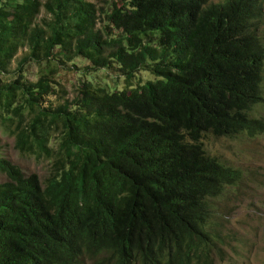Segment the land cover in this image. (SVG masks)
Listing matches in <instances>:
<instances>
[{
  "label": "trees",
  "instance_id": "obj_1",
  "mask_svg": "<svg viewBox=\"0 0 264 264\" xmlns=\"http://www.w3.org/2000/svg\"><path fill=\"white\" fill-rule=\"evenodd\" d=\"M78 57L127 88L54 104ZM263 80L264 0H0V124L51 165L43 183L0 144V264H215L210 203L241 174L203 138L264 134Z\"/></svg>",
  "mask_w": 264,
  "mask_h": 264
},
{
  "label": "rangeland",
  "instance_id": "obj_2",
  "mask_svg": "<svg viewBox=\"0 0 264 264\" xmlns=\"http://www.w3.org/2000/svg\"><path fill=\"white\" fill-rule=\"evenodd\" d=\"M97 5L108 7L111 0H91ZM224 2L225 0H210ZM45 13L42 12L41 18ZM102 19L100 24L102 23ZM99 24V26H100ZM103 24V23H102ZM25 49H21L12 61L14 69L22 58ZM76 66L61 64L57 80L61 83L58 96H52L54 104L65 98L72 99L77 87L85 79L109 89L127 88L126 79L117 68L87 71L90 62L82 57L74 61ZM29 80L39 78V67L30 62L24 72ZM154 78L149 72L140 73L135 84ZM264 91V80H263ZM253 115L264 118V104L255 107ZM0 139L4 156L19 165L27 174L37 173L44 183L50 176V161L38 159L35 155L22 154L14 147V137L5 125L0 124ZM206 152L216 157L220 163L240 172V180L224 188L221 195L211 201L210 228L221 248L220 258L215 264H264V134L250 138L247 134L234 137H215L207 134L203 138ZM6 180L0 172V182Z\"/></svg>",
  "mask_w": 264,
  "mask_h": 264
}]
</instances>
